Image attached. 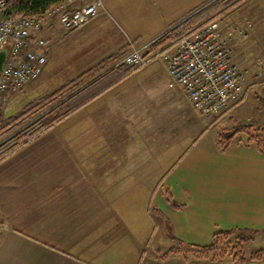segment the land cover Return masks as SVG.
<instances>
[{"label": "crops", "instance_id": "1", "mask_svg": "<svg viewBox=\"0 0 264 264\" xmlns=\"http://www.w3.org/2000/svg\"><path fill=\"white\" fill-rule=\"evenodd\" d=\"M135 1L136 21L147 25L155 38L200 9L188 12L190 0ZM235 7L238 12L228 14ZM235 7L222 10L217 18L223 35L231 29L247 30L246 41L236 34L232 57L240 68L253 70L264 56V0H241ZM60 11L46 17L44 34L54 45L44 72L51 68L55 44L61 40L56 28ZM186 13L191 14L184 17ZM223 14H228L225 19ZM139 25L131 22L133 33L125 32V40L115 46L95 43L92 52L101 46L106 52L91 67L144 46L132 40L144 35ZM160 58L163 64L155 71L151 67L158 58L134 72L127 65H110L87 84L102 77L87 88L74 113L0 162V264H239L158 255L176 240L208 245L216 232L232 228L259 230L253 244L262 241L258 249L264 248L263 210L253 204L247 214L240 204L246 190L215 186L232 180V175H188L204 158L202 146L217 156L221 150L214 145L217 140L206 118ZM118 68L124 71L114 73ZM162 74L166 91L150 94L159 90L162 81L156 76ZM256 77L248 76L245 97L231 112L251 92L260 97L264 87L259 89L261 79ZM236 146L233 142L223 155L229 157ZM249 194L254 200L262 197L260 191Z\"/></svg>", "mask_w": 264, "mask_h": 264}, {"label": "built area", "instance_id": "2", "mask_svg": "<svg viewBox=\"0 0 264 264\" xmlns=\"http://www.w3.org/2000/svg\"><path fill=\"white\" fill-rule=\"evenodd\" d=\"M8 1L0 0V51L8 48L0 72V117L8 95L34 83L44 72L54 45L44 36V18L60 8L59 22L70 32L83 28L105 12L103 0H61L41 18L7 17ZM236 34L242 40L249 37L245 28L231 29L223 35L220 20L213 17L160 51L149 53L148 45L132 47L114 67L127 65L134 72L161 56L193 107L206 118L216 117L230 111L245 96L246 72L232 57ZM258 65H263V61Z\"/></svg>", "mask_w": 264, "mask_h": 264}, {"label": "rangeland", "instance_id": "3", "mask_svg": "<svg viewBox=\"0 0 264 264\" xmlns=\"http://www.w3.org/2000/svg\"><path fill=\"white\" fill-rule=\"evenodd\" d=\"M103 1H105V12L79 30L70 32L65 31L59 22V17L57 18V39L61 40L55 44L54 53L51 59V68L46 70L37 81L30 84L23 90L15 94L10 93L8 95L2 110L3 113L7 112L5 118L6 123L8 121L10 122L22 112L29 110L46 95L51 94L60 87L64 86L66 83L76 79L77 76H79L84 71L88 70L94 64V60L99 59L100 56L106 52L103 46H101V50L96 51V53L92 52L94 50L95 43L98 44L97 47L102 44H105V47L109 44L111 46L119 44L121 41L125 40L126 33L130 34L131 22L133 25L140 24L138 27L140 29L143 27L141 32L144 34L142 37H133V41L138 42L139 45H147L151 40H154L153 38H155V35H150L148 26L142 25L136 21L138 17V11L135 10L137 5L135 0ZM150 1L152 2V0ZM202 1L203 0H190L189 3L185 5V8L190 7L188 12L192 13L207 4L205 2L202 3ZM106 2L108 5H106ZM240 2L241 0H236L227 8H230L233 5L237 6ZM237 12L238 9L235 7L230 12H228V14ZM56 13H58V11ZM191 13H186L184 17H187ZM226 15L223 14L221 18L225 19ZM43 26L44 29L47 27L46 18H44ZM106 30L111 31L108 33V37L105 35ZM44 36L46 35L44 34ZM160 57L161 56H159V58L156 59L152 64L151 68L153 71L160 69L162 63ZM261 61H263V65L259 66L258 64H260ZM252 67L253 70L241 68L243 72H246V79L243 83L245 93L249 83L248 76L250 74L257 76L256 80L261 79L259 82L260 86H258L259 89L264 87V56L256 60L254 66H251V68ZM123 71V68H118V70L114 71V73L120 74ZM156 77L161 79L162 85H160L159 90L157 91L152 89L149 90V93H152V95L162 94L164 91H166L165 88H162L165 86L163 81L164 75L162 74ZM149 78L150 76L146 77L144 81H148ZM98 85L96 84L93 87H98ZM88 92H86V90L83 91L72 100L71 104L74 105L79 103L80 99L85 97ZM257 95L260 97L258 96L259 98H256V94L251 92L247 99L238 107H236L234 112L229 111L226 114L224 113L219 115L217 118L212 116L204 119L208 128L212 131L211 133H214L216 140L221 130H232L233 128L239 126L252 127L251 129H264V90H262V92ZM210 135L211 134L207 135L206 140L210 137ZM247 140L248 136L246 134H240L234 141L238 146H236V150L230 152L229 157L224 156V152H221L220 150V155L218 156L210 152L207 153L206 149H204L205 146H202V154L204 155V158L200 159V161H196L192 165L195 167H191L188 170V175L199 177L210 173L218 174L220 171H223L224 175L227 177L232 175V180H229L222 185L221 183L216 182L215 186L246 190L247 195L245 200L240 204H242L241 209H243V206H245V211L248 214V210H250V207L253 204L257 205L256 208H261L264 212V154L258 152L256 145L254 144L245 147L241 146L242 144L240 143H246ZM214 145L218 147L216 141H214ZM237 153L238 155H236ZM185 172L186 170L184 169L181 173L184 174ZM252 191H260V193H262V197H256V200H254L253 195L249 194ZM241 209L240 212L243 211ZM262 244V241H257L256 244L249 245L247 247V253L249 254L257 250Z\"/></svg>", "mask_w": 264, "mask_h": 264}, {"label": "trees", "instance_id": "4", "mask_svg": "<svg viewBox=\"0 0 264 264\" xmlns=\"http://www.w3.org/2000/svg\"><path fill=\"white\" fill-rule=\"evenodd\" d=\"M61 0H9L7 3L5 16L7 17H43L48 11L55 9ZM236 0H215L205 8L201 9L190 18L168 31L160 38L149 45V53H154L164 49L174 43L184 33L198 27L203 22L219 16L220 12L226 9ZM235 7L234 5L229 9ZM123 54L116 53L101 61L94 67L81 73L76 79L66 83L56 91L43 97L36 105L31 107L13 118L10 122L6 121L0 125V162L14 154L26 143L36 139L55 124L68 118L78 109V104L72 105V100L87 90L96 81L85 86L105 70L110 65L120 60ZM117 68V67H115ZM70 98L63 101L73 92L81 87ZM242 101V100H241ZM252 127H235L232 130H221L218 134L217 145L222 152H226L240 134H246L247 146L256 145L258 152L264 154V129H251ZM172 201V197H169ZM172 205L181 209V205L172 201ZM259 234L257 229L232 228L216 232L212 241L208 245H197L182 240H176L174 246L166 251H158L161 258H168L172 255L178 256L183 260L194 259L197 261L224 262L232 261L245 264L248 261L264 260V248L247 253V247L252 245L256 236Z\"/></svg>", "mask_w": 264, "mask_h": 264}, {"label": "water", "instance_id": "5", "mask_svg": "<svg viewBox=\"0 0 264 264\" xmlns=\"http://www.w3.org/2000/svg\"><path fill=\"white\" fill-rule=\"evenodd\" d=\"M215 1V0H214ZM211 2H213V1H211ZM210 2V3H211ZM210 3H208L207 5H209ZM206 5V6H207ZM203 8H205V6L204 7H202V8H200L199 10H197V11H195L192 15H194V14H196L197 12H199L201 9H203ZM191 15V16H192ZM190 16V17H191ZM182 23V22H181ZM179 25V24H178ZM7 54H8V48L7 47H4L1 51H0V72H1V70H2V68H3V66H4V63H5V61H6V58H7ZM85 86H87V84L85 85ZM85 86H83V87H81L80 89H78L77 91H75V92H73L71 95H69L67 98H65L63 101H65L66 99H68V98H70L71 96H73L74 94H76L78 91H80L81 89H83Z\"/></svg>", "mask_w": 264, "mask_h": 264}]
</instances>
